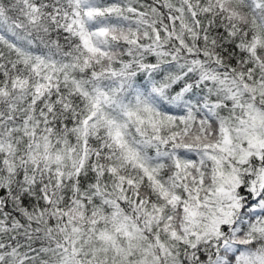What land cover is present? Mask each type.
<instances>
[{"label": "snow or ice", "instance_id": "6c2138e0", "mask_svg": "<svg viewBox=\"0 0 264 264\" xmlns=\"http://www.w3.org/2000/svg\"><path fill=\"white\" fill-rule=\"evenodd\" d=\"M0 264H264V0H0Z\"/></svg>", "mask_w": 264, "mask_h": 264}]
</instances>
